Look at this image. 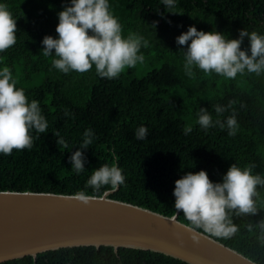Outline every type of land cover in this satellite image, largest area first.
<instances>
[{"label":"trees","instance_id":"trees-1","mask_svg":"<svg viewBox=\"0 0 264 264\" xmlns=\"http://www.w3.org/2000/svg\"><path fill=\"white\" fill-rule=\"evenodd\" d=\"M16 16L17 40L0 53V66L10 67L17 86L29 100L40 102L48 120V131L34 135L31 149L0 154V190L101 195L130 202L165 215L173 207L175 179L186 172L204 169L212 181H219L230 164H255L264 175V74L237 75L227 79L195 70L192 76L182 67L175 37L189 25L198 30H217L231 38L240 28L264 33V0H179L184 12H166L159 0H110L111 11L123 31L138 32L149 42L142 48L145 59L127 68L118 78H100L94 68L85 73L64 74L42 55L44 35L55 37L57 12L68 0H4ZM161 13L163 15H161ZM197 15L192 17L190 15ZM156 21L155 27L152 23ZM248 45L247 37L241 47ZM229 102L231 105L229 106ZM225 106L220 119L233 112L238 130L229 136L219 126L201 129L196 123L200 106L216 119L215 105ZM193 125L188 135L183 128ZM146 125L148 134L140 140L135 129ZM86 128L95 139L85 155V170L73 173L68 156L75 151ZM59 133L70 149L56 144ZM125 175V183L111 190L85 187L88 176L112 153ZM264 198V188L258 189ZM262 210L249 216H233L239 231L230 239L217 238L259 264H264V243L259 240L257 222ZM178 219L188 223L183 214ZM249 225L252 229H249ZM0 264H191L162 252L111 245L62 247L27 255Z\"/></svg>","mask_w":264,"mask_h":264},{"label":"clouds","instance_id":"clouds-1","mask_svg":"<svg viewBox=\"0 0 264 264\" xmlns=\"http://www.w3.org/2000/svg\"><path fill=\"white\" fill-rule=\"evenodd\" d=\"M178 3L179 0H159L169 13L184 12L178 8ZM57 17V35L46 34L41 40L42 55L51 57V66L56 70L68 74L73 71L85 73L94 68L100 78L114 79L127 68L144 62L141 49L149 46L148 40L138 32L124 33L122 24L111 11L110 0H68L57 12ZM16 18L8 4L0 0V53L16 43ZM155 24L156 21H153V27ZM245 37L248 45L242 48ZM175 42L184 46L176 51L181 53L182 67L188 76H192L195 70L227 79H235L238 74H264V33L243 27L238 30L237 37L231 38L221 31L198 30L195 25H189L186 31L175 37ZM214 111L216 119L200 106L195 123L205 131L214 126L226 128L228 135L234 136L239 127L235 113L221 120L225 106L215 105ZM48 123L40 102L28 99L25 89L17 86L10 67L0 66V154L10 155L14 149H31L33 133H46ZM192 130L193 125L188 124L183 133L188 135ZM53 134L56 144L64 149L72 147L58 132ZM134 134L137 139H145L147 126L139 125ZM94 139V130L86 128L78 147L68 156L73 173L79 175L85 170L82 149L92 145ZM112 158V163H104L92 171L85 187L99 191L109 186L115 190L125 183V175L116 162L119 158L115 152ZM254 168L253 163L243 167L232 163L221 179L215 182L204 169L186 172L175 179L173 207L188 222L187 227L194 241L201 233L230 239L240 230L233 221L234 215L249 216L262 210L258 205H264V198L258 189L264 188V175L254 172ZM77 198L87 202V195L83 192L77 193ZM256 227L259 229L258 238L264 243V218L257 222ZM249 229H252L251 225Z\"/></svg>","mask_w":264,"mask_h":264},{"label":"water","instance_id":"water-1","mask_svg":"<svg viewBox=\"0 0 264 264\" xmlns=\"http://www.w3.org/2000/svg\"><path fill=\"white\" fill-rule=\"evenodd\" d=\"M101 195L0 190V262L62 247L111 245L162 252L191 264H253L214 237L197 240L178 213ZM255 264H259L255 262Z\"/></svg>","mask_w":264,"mask_h":264}]
</instances>
